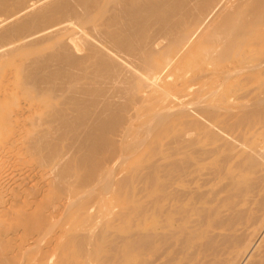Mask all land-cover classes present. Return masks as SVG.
Listing matches in <instances>:
<instances>
[{"label":"bare ground","instance_id":"obj_1","mask_svg":"<svg viewBox=\"0 0 264 264\" xmlns=\"http://www.w3.org/2000/svg\"><path fill=\"white\" fill-rule=\"evenodd\" d=\"M0 264H264V0H0Z\"/></svg>","mask_w":264,"mask_h":264},{"label":"rangeland","instance_id":"obj_2","mask_svg":"<svg viewBox=\"0 0 264 264\" xmlns=\"http://www.w3.org/2000/svg\"><path fill=\"white\" fill-rule=\"evenodd\" d=\"M19 157H21V159L18 157V159L20 160H18V159H15V161H14V163H16V164H20L21 165V163H23L21 166L23 167V166H25V165H29V164H33L34 162V158L33 157H30L29 155H23L22 153H20V154H17ZM22 157H26V158H22ZM28 157V158H27ZM27 159V160H26ZM31 160V161H30ZM17 161V162H16ZM21 162V163H20ZM30 162V163H29Z\"/></svg>","mask_w":264,"mask_h":264}]
</instances>
